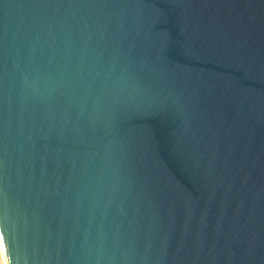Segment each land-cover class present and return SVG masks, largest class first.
<instances>
[{
  "label": "water",
  "instance_id": "obj_1",
  "mask_svg": "<svg viewBox=\"0 0 264 264\" xmlns=\"http://www.w3.org/2000/svg\"><path fill=\"white\" fill-rule=\"evenodd\" d=\"M7 264H264V0H0Z\"/></svg>",
  "mask_w": 264,
  "mask_h": 264
},
{
  "label": "rangeland",
  "instance_id": "obj_2",
  "mask_svg": "<svg viewBox=\"0 0 264 264\" xmlns=\"http://www.w3.org/2000/svg\"><path fill=\"white\" fill-rule=\"evenodd\" d=\"M2 249L3 248H2V245H1V239H0V264H7L5 256H4V252H3Z\"/></svg>",
  "mask_w": 264,
  "mask_h": 264
},
{
  "label": "bare ground",
  "instance_id": "obj_3",
  "mask_svg": "<svg viewBox=\"0 0 264 264\" xmlns=\"http://www.w3.org/2000/svg\"><path fill=\"white\" fill-rule=\"evenodd\" d=\"M2 245V244H1ZM3 248V247H2ZM3 250V249H2ZM3 252H4V250H3ZM4 256H5V253H4ZM5 259H6V257H5ZM6 263H7V260H6Z\"/></svg>",
  "mask_w": 264,
  "mask_h": 264
}]
</instances>
